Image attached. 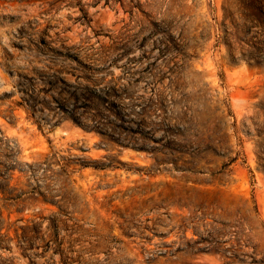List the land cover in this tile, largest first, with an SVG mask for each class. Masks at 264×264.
Here are the masks:
<instances>
[{"label":"rangeland","instance_id":"rangeland-1","mask_svg":"<svg viewBox=\"0 0 264 264\" xmlns=\"http://www.w3.org/2000/svg\"><path fill=\"white\" fill-rule=\"evenodd\" d=\"M0 264H264V0H0Z\"/></svg>","mask_w":264,"mask_h":264},{"label":"bare ground","instance_id":"bare-ground-1","mask_svg":"<svg viewBox=\"0 0 264 264\" xmlns=\"http://www.w3.org/2000/svg\"><path fill=\"white\" fill-rule=\"evenodd\" d=\"M93 1H95V0H93ZM94 3V2H93ZM123 13V12H122ZM111 14V13H110ZM109 15V14H108ZM118 17V16H117ZM111 18V17H110ZM115 18V17H114Z\"/></svg>","mask_w":264,"mask_h":264}]
</instances>
